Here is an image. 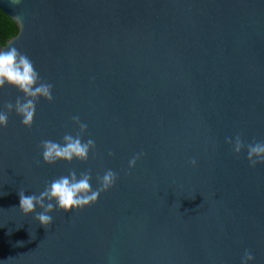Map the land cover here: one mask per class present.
<instances>
[{"label":"water","instance_id":"95a60500","mask_svg":"<svg viewBox=\"0 0 264 264\" xmlns=\"http://www.w3.org/2000/svg\"><path fill=\"white\" fill-rule=\"evenodd\" d=\"M0 14L14 27L0 48L26 53L54 97L31 129L15 112L0 128V264H240L245 250L264 264V165L225 142L264 141V0H0ZM21 95L0 90V109ZM77 115L95 151L45 164L41 141L75 135ZM71 169L93 189L118 179L48 229L20 212L19 190Z\"/></svg>","mask_w":264,"mask_h":264},{"label":"clouds","instance_id":"9594fccd","mask_svg":"<svg viewBox=\"0 0 264 264\" xmlns=\"http://www.w3.org/2000/svg\"><path fill=\"white\" fill-rule=\"evenodd\" d=\"M10 2L15 6L22 0H10ZM6 87L15 89L22 95L17 96L14 103L8 102L3 109H0V128L7 127L9 115L15 112L21 118L22 125L31 129L39 101L41 99L48 103L54 101L53 85L42 80L31 58L11 44L0 48V90ZM72 123L79 130L75 135L66 133L62 142L50 139L41 141L40 149L45 164L50 166L58 162L72 164L73 161L86 163L90 153L95 151L94 139L89 137L84 140L88 130L87 124L81 121L78 115L72 117ZM225 142L232 147L237 156L246 150L250 167L264 165V141L246 143L242 136L237 134L235 137H227ZM109 155L113 154L110 152ZM139 159L140 155L130 159L129 169H134ZM190 163L195 167L197 162L193 159ZM117 179V174L109 169L103 176H97L98 187L93 189L91 170L78 174L75 169H71L66 176H60L47 183L38 195H25V190H19V210L24 216L34 215L35 220L48 229L53 223L52 214L55 210L69 213L92 206L98 202L103 193L108 192L115 185ZM37 208L40 209L39 212ZM254 260L253 252L245 250L240 264H253Z\"/></svg>","mask_w":264,"mask_h":264},{"label":"trees","instance_id":"16d2710c","mask_svg":"<svg viewBox=\"0 0 264 264\" xmlns=\"http://www.w3.org/2000/svg\"><path fill=\"white\" fill-rule=\"evenodd\" d=\"M14 30L10 21L0 14V47L10 39Z\"/></svg>","mask_w":264,"mask_h":264}]
</instances>
